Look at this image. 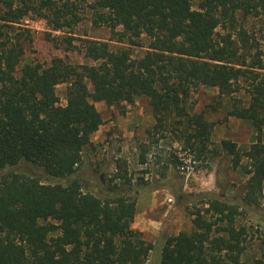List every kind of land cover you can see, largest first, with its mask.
Returning <instances> with one entry per match:
<instances>
[{
  "label": "trees",
  "instance_id": "16d2710c",
  "mask_svg": "<svg viewBox=\"0 0 264 264\" xmlns=\"http://www.w3.org/2000/svg\"><path fill=\"white\" fill-rule=\"evenodd\" d=\"M194 1H199L197 9ZM55 5L51 0H0V170L26 163L50 179L0 174V264H146L154 245L132 228L135 200L122 189L130 186L126 162L116 160L103 196L77 173L83 150L93 147L91 137L102 125L93 102L133 104L142 96L152 108L153 131L170 127L184 149L204 156L212 124L202 113L188 114L182 99L199 85L217 89L219 97L238 91L244 59L231 34L218 36L216 29L239 9L257 14L264 0H94L89 5L94 22L108 27L118 41L135 45L140 37L148 38L140 59H132L128 49L112 51L106 42L85 40V56L95 65L61 58L47 66L21 64L22 43L10 39L6 28L31 13L48 19L54 31L77 23L67 4ZM46 11L53 12V20ZM252 67L261 70L263 64L257 58ZM254 75L248 106H234L229 115L260 132L264 74ZM63 83L65 105H59L55 88ZM220 145L236 156L234 143L222 140ZM244 155L245 203L258 207L264 143L258 139ZM140 161L145 163L144 155ZM233 162L238 166L240 159ZM204 199L205 213L215 220L197 211L191 231L163 236L154 264H264V259H244V230L235 228L240 204ZM214 225L223 234L212 236Z\"/></svg>",
  "mask_w": 264,
  "mask_h": 264
},
{
  "label": "rangeland",
  "instance_id": "374dc122",
  "mask_svg": "<svg viewBox=\"0 0 264 264\" xmlns=\"http://www.w3.org/2000/svg\"><path fill=\"white\" fill-rule=\"evenodd\" d=\"M51 1L57 7L67 4L68 12L76 14L77 23L70 29L54 31L48 19L31 13L18 24H11L6 28L8 37L20 39L24 49L21 64L47 66L54 58H61L72 64L95 65L85 56V40L106 42L112 51L128 49L132 59H140L148 50L147 37L142 36L131 45L126 40L118 41L105 25L95 23V13L89 6L94 0ZM198 2H193L194 9ZM65 13L70 17L66 10ZM46 14L49 20L54 19L52 11ZM216 33L218 36L231 34L244 59L245 73L238 80V91L232 95L219 97L217 89L199 85L182 99L181 104L188 114L202 113L212 124L204 156L198 157L184 149L182 138L176 137L170 127L153 131L152 108L142 96L136 97L133 104L121 102L108 106L103 100L93 102L102 125L91 137L93 147L83 150V162L77 173L95 195L103 196L107 193L106 180L116 173V160L126 162L130 186L124 185L122 189L135 200L132 228L142 232L154 245L146 264L156 262L163 236L192 230V219L197 211L210 222L215 220L205 213L206 205L200 203L205 196L240 204L235 228L244 230V259H264V184L258 207L248 208L244 199L248 179V161L244 154L258 139L264 143V130L259 132L249 121L229 115L234 106H248L253 96L254 74H264V8H259L257 14L237 10L232 18L221 21ZM257 58L263 64L261 70L252 67ZM66 87L63 83L55 88L59 105H65ZM88 88L92 91L90 84ZM261 112L264 116V109ZM222 140L235 144L236 156L223 150ZM142 155L146 159L143 164ZM234 159H240L238 166L234 167ZM9 171L50 180L40 169L26 163L0 170V174ZM212 228V236L223 234L216 225Z\"/></svg>",
  "mask_w": 264,
  "mask_h": 264
}]
</instances>
